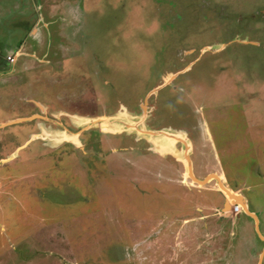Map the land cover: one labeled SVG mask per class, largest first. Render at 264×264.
Masks as SVG:
<instances>
[{"label": "rangeland", "instance_id": "1", "mask_svg": "<svg viewBox=\"0 0 264 264\" xmlns=\"http://www.w3.org/2000/svg\"><path fill=\"white\" fill-rule=\"evenodd\" d=\"M0 47V264H259L264 0H0Z\"/></svg>", "mask_w": 264, "mask_h": 264}, {"label": "water", "instance_id": "2", "mask_svg": "<svg viewBox=\"0 0 264 264\" xmlns=\"http://www.w3.org/2000/svg\"><path fill=\"white\" fill-rule=\"evenodd\" d=\"M100 119H101V118H100ZM71 136H73V135H70V137H71ZM31 139H32V138H31ZM71 142H72V140H71ZM72 143H74V142H72ZM187 147H188V146H187ZM188 148H189V147H188ZM184 157H185V161H186V164L188 165V167L191 166V165H190V160L188 159L187 155H185ZM5 161H7V160H5ZM188 171H190V170L188 169ZM212 176L215 177V175H210V176H208L206 179H204L203 181H198L197 179H195V178L193 177V175H192L191 173H189V177L192 179V181H195V183H197L198 185H203V184H204L206 181H208L209 178H211ZM226 197H227V196H226ZM227 199H228V197H227ZM227 202H228V201H227ZM232 205H239V206L241 207V212L246 213L248 216H250V217L254 220V222H255V230H256V232L259 233L257 218H256L255 215H253V213H250V212L247 210L246 206H245L244 203H243V200H242L241 196H238V195L236 196V195H235V201H233V202H228L227 204H225L224 209H223V210H224L223 212H225L224 216H225V217H227V216H229V215L231 216L232 213L229 212V211H230L229 207L231 208ZM228 209H229V211H228ZM238 214H239V213H238ZM238 214H234V215H235V216H238ZM263 255H264V249H263L262 254H261V256H260L259 264H261V260H262Z\"/></svg>", "mask_w": 264, "mask_h": 264}, {"label": "flooded vegetation", "instance_id": "3", "mask_svg": "<svg viewBox=\"0 0 264 264\" xmlns=\"http://www.w3.org/2000/svg\"><path fill=\"white\" fill-rule=\"evenodd\" d=\"M17 9H19L18 10V13H19V15L20 16H22L21 15V12H26L27 10H30V7H29V5H28V3L25 1L24 2V5H23V3L22 4H20L19 6H17L16 7ZM41 9V7L39 8V10ZM44 28H46V27H44ZM23 30L25 31V28H23ZM26 34V33H25ZM24 34V35H25ZM28 37H32V35H28ZM7 39H10V35H8V38ZM29 41H30V38H29ZM4 49L3 48H1L0 47V68H2V70L0 69V74H9V72H10V70L8 69L9 68V66H8V64L9 65H13L15 62H16V59H17V57L19 56V53H10V55H11V61L12 62H5V60H4V58H3V55H4ZM15 56V57H14ZM169 75V74H168ZM165 77V76H164ZM177 78V77H176ZM197 88V87H196ZM193 95H190L189 94V98H190V101L191 102H193L194 100H193ZM192 99V100H191ZM212 99V98H211ZM263 141H264V139L263 138H261ZM121 141V140H120ZM108 145V144H107ZM110 146H115V144H114V141H110V144L108 145V147H110ZM224 175H225V173L224 172H222ZM219 181H220V183L223 185V182H222V178H219ZM167 183V182H166ZM165 184V183H164ZM167 185H171V184H169V183H167ZM221 188L223 189V190H225V187H223V186H221ZM233 192V191H232ZM234 193V192H233ZM236 194V193H235ZM242 214V212H240L239 214H238V216L239 215H241Z\"/></svg>", "mask_w": 264, "mask_h": 264}, {"label": "crops", "instance_id": "4", "mask_svg": "<svg viewBox=\"0 0 264 264\" xmlns=\"http://www.w3.org/2000/svg\"><path fill=\"white\" fill-rule=\"evenodd\" d=\"M9 121V120H8ZM7 122V121H6ZM6 122H2L1 123V125L2 124H5ZM210 154H206V157L207 156H209ZM211 156V155H210ZM209 158V157H208ZM208 160V159H207ZM241 198H242V200H243V203H244V205L246 206V208H247V210L250 212V213H253V215H255V213L254 212H252L250 209H249V205H248V202H247V200H246V198L243 196V195H241ZM242 214H243V212H242ZM244 214H246V213H244ZM247 215V214H246ZM248 216V215H247ZM256 216V215H255ZM249 218H251L250 216H248ZM257 218V217H256ZM253 221V224H252V227L254 228V230H255V222H254V220H252ZM257 222H258V219H257ZM258 229H259V222H258ZM256 231V230H255ZM262 235V234H261Z\"/></svg>", "mask_w": 264, "mask_h": 264}, {"label": "built area", "instance_id": "5", "mask_svg": "<svg viewBox=\"0 0 264 264\" xmlns=\"http://www.w3.org/2000/svg\"><path fill=\"white\" fill-rule=\"evenodd\" d=\"M7 60L8 62H12L10 56L7 58ZM229 212L233 214H238L241 212V207L239 205H232ZM223 214H225V212H223Z\"/></svg>", "mask_w": 264, "mask_h": 264}, {"label": "bare ground", "instance_id": "6", "mask_svg": "<svg viewBox=\"0 0 264 264\" xmlns=\"http://www.w3.org/2000/svg\"><path fill=\"white\" fill-rule=\"evenodd\" d=\"M169 136V135H168ZM170 137H172V138H178L179 136L178 135H171ZM221 178V177H220ZM209 179H211V178H209ZM218 182H220L219 181V177H218ZM226 190V189H225ZM226 192H227V194H226V196L228 197V202H233V201H235V194L234 193H232L231 191V193H229L227 190H226ZM229 199H230V201H229ZM227 202V203H228Z\"/></svg>", "mask_w": 264, "mask_h": 264}]
</instances>
